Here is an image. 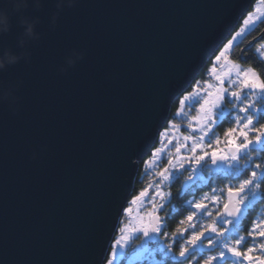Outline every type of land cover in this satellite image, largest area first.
<instances>
[{"label": "water", "instance_id": "95a60500", "mask_svg": "<svg viewBox=\"0 0 264 264\" xmlns=\"http://www.w3.org/2000/svg\"><path fill=\"white\" fill-rule=\"evenodd\" d=\"M252 1L27 0L9 11L0 264H102L137 164Z\"/></svg>", "mask_w": 264, "mask_h": 264}, {"label": "snow or ice", "instance_id": "6c2138e0", "mask_svg": "<svg viewBox=\"0 0 264 264\" xmlns=\"http://www.w3.org/2000/svg\"><path fill=\"white\" fill-rule=\"evenodd\" d=\"M256 11L260 16L249 13L243 21L245 27L231 36L212 58L208 69L211 81L205 80L202 87L197 81L192 91L178 99L176 117L183 116L185 108L195 107L196 114L188 117V132L181 133V125L170 120L159 133L160 146L152 148L150 156L143 161L151 171L168 154L166 166L154 173L157 177L155 190L152 184L141 189L127 201L128 206L123 207L122 213L130 216L132 206L137 204L150 203L152 207L135 224L119 229L120 239L111 245L104 264H114L133 236L143 240L182 239L176 253H173L172 243L158 249L163 255L171 254L173 264H264V220L254 221L244 235L238 231V221L245 210L257 200L264 201V73L252 66L241 67L230 59L231 49L238 47L243 42L241 37L253 31L256 20L264 17V12ZM217 65L226 67L227 71H218ZM226 104L231 105L235 114L225 110ZM230 116L232 123L225 128L223 137L215 135L214 129ZM170 146L174 147V157ZM208 160L212 165H223L224 175L236 179L237 183L226 185V189L220 190L221 195L213 188L211 195L205 194L192 202L195 211L179 221L170 237L164 231V218L159 215L166 199L160 189L165 182L174 180L181 170L189 173V180H194ZM150 191L151 199H147ZM157 197L161 203H157ZM209 204L219 206L215 214L209 210ZM198 215H207L212 220L197 229L195 219ZM205 249L212 251L205 254ZM198 253L200 260L196 259Z\"/></svg>", "mask_w": 264, "mask_h": 264}, {"label": "rangeland", "instance_id": "374dc122", "mask_svg": "<svg viewBox=\"0 0 264 264\" xmlns=\"http://www.w3.org/2000/svg\"><path fill=\"white\" fill-rule=\"evenodd\" d=\"M257 9H260L262 12H264V6L259 1H257L252 6L250 13H252L254 16H260V12H257L256 11ZM248 14L249 13H247V16L246 17H244V18L241 19L242 22H241V24H240L239 29H238L237 32L241 31L245 27L244 24H243V21H244V19H246L248 17ZM263 20H264V17H262L261 19H257L256 22H255V25H257L259 21H263ZM242 38L243 37H241V39ZM257 49L260 50L259 52L256 50V53L258 55V58H260V59H262L264 61V57H261V52H264V41L260 42V44L258 45ZM210 66H211V64L209 65V67ZM209 67L207 68V72L203 74V77H204L203 80H198V81L201 82V87L203 86V82L205 80L211 81V78H210V76L208 74ZM217 69H218V71H220V70L227 71V68L226 67L225 68H221L220 65H217ZM195 85H196V82L192 85V87L190 88L191 89L190 91H192V89H193V87ZM186 92H188V91H186ZM185 93H182L178 97V99L183 94H185ZM178 99L176 101L177 108L179 107ZM225 110L228 111V112H232L233 114H235L234 113V110L231 108V105L230 104H226L225 105ZM184 113L185 114L183 116H181V117H176L175 114H173V116H171L172 118H169L168 119V122L171 120L173 123L180 124L181 125V133L187 134V132H188V129H187L188 117L196 114L195 113V107L185 108L184 109ZM228 120H231L232 121L231 116L228 117V118H226L224 121H228ZM224 121L222 123H219L218 126L214 129L215 135H219L221 138L223 137V133H221L220 130H223L222 132H224V130L226 128V126L223 125ZM168 122H167V124H168ZM165 127H167V125ZM162 130H160V132ZM159 133H158V137H157V140H156L155 147L156 146H160V143H161V140H160V137H159ZM177 135H179V134H177ZM180 142L183 143L182 137L180 139ZM170 147H173V146H170ZM184 154H187V153L185 152ZM171 156L172 157L175 156L174 147H173V151L171 153ZM167 159H168V154L166 153L164 160H162L159 163V165L156 168H153L151 171H148L146 169V166L144 165L143 161L138 164V172H141V176L139 177V179L142 177V175H143V178H144V181L142 183V184H144V186L141 189H143L145 187H148L150 184H152V186H153L152 190H155V184H154V182L157 179V177H155L154 173H155V171L158 168H163L164 166H166ZM210 164H211V161L210 160H208L207 162H205L203 164V167H200V169L198 170V172L195 175H197V176L199 175V178L202 177V174H203L202 173V171H203L202 169L209 170L210 169V167H209ZM221 167H222V170L220 172L224 174V171H223L224 166L221 165L220 168ZM188 175H189V173L184 172L183 170H181L180 173L177 174V176H176V178L174 180H176L178 177H185V179H183V180L186 181V179H188ZM174 180H169V181L165 182L163 184L162 188L160 189L161 191H163L166 194V199L163 201V203H164V207L163 208H165V205L168 202L169 193H168L167 190H168V187L170 186L169 184L172 181H174ZM228 184H235V183H228ZM140 190H138L134 195H136ZM131 198H132V195L129 197L128 201ZM147 199H151V191H150L149 197ZM156 200H157V203H161V201L159 200L158 197L156 198ZM126 206H128L127 203H126L125 207ZM151 207H152V205L150 203L134 205V206H132L133 211L130 214V216H124L123 213L121 212L120 218L118 219V222H117V225H116L115 232H114V234L112 236V239H111V241L109 243V246H108V249H107V253L105 255V258H104L102 264H104V262L108 258V254L111 251V245L113 243H115L117 240L120 239L121 233H120L119 229L121 227H128L130 224H135L137 222L138 218L140 216L146 215V213L151 209ZM252 207L254 208L253 205H252ZM252 207H251L250 210H252ZM209 210L210 211H213V214H215V206L211 205V207L209 208ZM254 212L257 214L256 215L257 221L264 220V210L263 209H261L259 207ZM211 220H212V217H209L207 215H203V216L198 215L196 217V219H195V223H196L197 229H199V226L201 224L210 223ZM240 230H241V228L238 226L239 234L241 233ZM164 231H165V229H164ZM138 235L139 234H137V236ZM179 240H180V243H183V240L182 239H177L176 241L165 240L164 238H159V239H156V240H143V239L137 238L136 236H133V238L128 242V244L124 248L123 255L122 256H118L117 259H116V261L114 262V264H156V263H160L161 261H164L165 259L166 260L169 259L170 262H173L171 260V254H169L167 256L166 255H163V253L162 252H159L158 249L163 248L164 245L167 244V243H172L173 244V248H174L176 242L179 241ZM178 248H179V246H178ZM164 251H166V249H164ZM205 251L208 252V251H211V250L210 249H205L204 252Z\"/></svg>", "mask_w": 264, "mask_h": 264}, {"label": "bare ground", "instance_id": "6f19581e", "mask_svg": "<svg viewBox=\"0 0 264 264\" xmlns=\"http://www.w3.org/2000/svg\"><path fill=\"white\" fill-rule=\"evenodd\" d=\"M257 1H259V2H261L262 3V5L264 6V0H254V1H252V3L250 4V6H249V8H248V10H247V13H250V11H251V8H252V6L257 2ZM247 13L243 16V18L244 17H246L247 16ZM241 22L242 21H240V23L239 24H241ZM256 26V25H255ZM254 26V27H255ZM231 35H233V33H231ZM228 40V39H227ZM227 40H226V42H227ZM225 42V43H226ZM223 47V46H222ZM221 47V48H222ZM220 48V49H221ZM219 49V50H220ZM218 50V51H219ZM218 51L215 53V54H218ZM214 54V55H215ZM214 55H213V57H214ZM212 57V58H213ZM212 58L210 59V61L207 63V65L212 61ZM205 66V68H204V70L202 71V72H204V73H206L207 72V69H206V67H208V66ZM241 67H244V66H241ZM244 68H247V67H244ZM201 72V73H202ZM200 73V74H201ZM203 78L204 77H201V75H199V77L190 85V87L188 88V92L191 90L190 88L192 87V85L195 83V82H197L198 80H203ZM185 93V92H184ZM176 109H177V103L175 102V103H173L172 105H171V107L169 108V110H170V116H169V118H172L171 116H173V114H175V111H176ZM173 112V113H172ZM168 122V121H167ZM166 125H168L167 123H166ZM165 125V126H166ZM221 131V133H223L222 131L223 130H220ZM149 155H150V153L148 154V156L147 157H145L142 161H144L145 159H147L148 157H149ZM221 166V165H220ZM137 167H138V164H137ZM209 167H212L213 168V166L210 164L209 165ZM220 169V170H219ZM222 170V167L220 168L219 166H218V168H216V169H212V170H210L211 171V176H209V177H203L204 175L202 174V177H200L199 178V175L197 176V175H195V179H194V181L193 180H189V179H186V181L187 182H189L190 184H192L191 186L190 185H183V187L182 188H180V185L179 184H176V185H173V184H171V186H173L172 187V189L174 188L175 190V193H176V196L177 197H181L182 198V202L180 203V204H176V205H174V203H172V200H170L169 201V209H170V213H171V216H174V215H177V214H180V218L178 219L179 221L181 220V219H184V217L185 216H187L188 214H189V210H190V208H192L191 207V205H192V202H194V201H197V200H199L201 197H203L205 194H208V195H211L212 194V189L213 188H215L216 189V194L217 195H221V189H226V184H225V182L226 181H229L230 183H237V180L236 179H230V178H228V177H226L223 173H221L220 171ZM138 175V174H137ZM137 178V177H136ZM240 178H243V176H241ZM181 179H185V177H181ZM136 182V181H135ZM135 182H134V184H135ZM185 181L184 180H182V183H184ZM202 182V183H201ZM180 188V189H179ZM177 189H179L178 191H177ZM173 191V192H174ZM263 206H264V201H260V200H258ZM211 207V204H209V208ZM216 207H219V206H215V208ZM254 207H255V205H254ZM253 214H255V212H254V208L252 207V210H251V213H250V217L251 218H253ZM246 216H248V218L246 217ZM249 221V211L248 212H246L244 215H243V217H241L240 219H239V221H238V224L240 225V226H245L246 224H247V222ZM249 227H251L252 226V224H251V226H250V223H249V225H248ZM178 242V241H177ZM180 243V242H179ZM179 243H177L176 245L177 246H179L180 244ZM210 251H208V252H204L205 254H207V253H209ZM166 260V259H165ZM166 261H161L159 264H161V263H165Z\"/></svg>", "mask_w": 264, "mask_h": 264}, {"label": "trees", "instance_id": "16d2710c", "mask_svg": "<svg viewBox=\"0 0 264 264\" xmlns=\"http://www.w3.org/2000/svg\"><path fill=\"white\" fill-rule=\"evenodd\" d=\"M240 26V24H239ZM239 26L237 27V29L235 30V32L233 34H235L238 29ZM264 33V20L263 21H259L258 24L254 27V30L251 31L250 33L246 34V37H243L242 40L243 42L239 44L238 47H234L231 52H230V59L233 62H237L240 63L241 66L244 67H249L252 66L254 67L258 72L264 73V61L260 58H258V55L256 53L257 47L260 44V42H262V36ZM233 36V35H231ZM230 36V38H231ZM211 64V62L207 65L209 67V65ZM206 67V69L208 68ZM204 72H202L200 75L201 77H203ZM173 113V112H172ZM232 121L228 120V121H224L223 125H225L226 127L231 126ZM203 175L206 176L207 172L205 170L202 171ZM141 176V172H138L137 175V179L136 182L134 184V191L132 193V196H134V194L140 190L144 184V178L143 175L142 177L139 179V177ZM176 180H178V182L182 183L181 177H178ZM228 183H230L229 181H226L225 184L227 185ZM234 183V182H233ZM182 187V184L180 185V188ZM179 188V189H180ZM177 189V191L179 190ZM175 189L173 188V191ZM262 191H264V187H262ZM174 194L171 195V200L172 203H174V205L176 204H180L183 200L181 197H177L175 191L173 192ZM260 203V202H258ZM191 212V210H189V213ZM163 215L165 217V221H164V229L165 231H167L169 233V235H172V232L176 229V227L179 224V218H180V214L171 216L170 213V209H169V205L166 206V208L163 210ZM248 218V216H246ZM253 222V218L250 217V226ZM249 222H247V224L245 226H242V234H246V231L249 229ZM180 240L177 243H179ZM175 244L174 248H173V253H176L178 251V246ZM180 244V243H179ZM248 245L246 244L245 247H247ZM200 260V259H199ZM166 261L164 264H173V262H170L169 259L164 260ZM159 264V263H156ZM163 264V263H161Z\"/></svg>", "mask_w": 264, "mask_h": 264}, {"label": "clouds", "instance_id": "9594fccd", "mask_svg": "<svg viewBox=\"0 0 264 264\" xmlns=\"http://www.w3.org/2000/svg\"><path fill=\"white\" fill-rule=\"evenodd\" d=\"M0 3H5L8 8L0 7V31H6V23L8 19L9 11L12 13H19L24 7L27 6V0H0ZM30 31V29H29ZM10 62H12L10 60ZM3 67V63L0 62V68Z\"/></svg>", "mask_w": 264, "mask_h": 264}, {"label": "flooded vegetation", "instance_id": "af4514ba", "mask_svg": "<svg viewBox=\"0 0 264 264\" xmlns=\"http://www.w3.org/2000/svg\"><path fill=\"white\" fill-rule=\"evenodd\" d=\"M202 170H205V169H202ZM205 171L207 172V175L206 176H203V177H209V176H211V171L210 170H205ZM171 184H173V185H176V184L181 185L182 183L181 182L179 183L178 180H174V181H172ZM171 184H170V186L168 187V190H167L168 193H169V201L172 199L171 198V195L174 194L173 193V189H172L173 186H171ZM168 205H169V203H168ZM190 210H191V208H190ZM248 211H249V221L248 222L250 223V208L248 209ZM159 215L164 218V221L166 220L165 217H164V215H163V213H161V214L159 213Z\"/></svg>", "mask_w": 264, "mask_h": 264}]
</instances>
